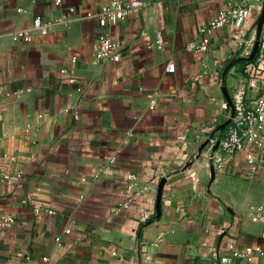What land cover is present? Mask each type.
Returning <instances> with one entry per match:
<instances>
[{
  "label": "crops",
  "instance_id": "1",
  "mask_svg": "<svg viewBox=\"0 0 264 264\" xmlns=\"http://www.w3.org/2000/svg\"><path fill=\"white\" fill-rule=\"evenodd\" d=\"M137 1L100 27L108 0H0V264H220L231 243L263 245L264 172L217 160L246 68H264V0L243 46L203 32L225 0ZM102 30L119 63L96 59Z\"/></svg>",
  "mask_w": 264,
  "mask_h": 264
},
{
  "label": "built area",
  "instance_id": "2",
  "mask_svg": "<svg viewBox=\"0 0 264 264\" xmlns=\"http://www.w3.org/2000/svg\"><path fill=\"white\" fill-rule=\"evenodd\" d=\"M62 0H57L61 2ZM228 2L226 9L219 12L210 25L203 29V32L211 35L223 27H233L236 29V39L239 46L245 44V31L243 25L251 16L253 9L261 0H225ZM141 2L137 0H108L96 15V21L100 27H112L128 19L131 12L141 7ZM22 11V9H20ZM54 25L52 22H44L40 17L34 20L35 30L46 34ZM14 41H30L31 36L28 31H18L12 35ZM263 45V42H261ZM209 45V39L203 40L199 45L191 44V48L205 51ZM95 57L100 62L119 63L121 53L119 45L114 41L109 32L102 30L97 34ZM73 62H77L73 59ZM169 72H175V66H168ZM244 89L238 99L232 103L224 121L218 126L220 133L221 154L217 160L222 167L225 157L242 156L245 162L244 178L249 182L257 181L260 173L264 172V68L251 65L246 68L242 76ZM78 118V116H76ZM104 172L113 174L114 171L107 167ZM7 180L13 177H4ZM27 203V201H23ZM125 203L124 207H128ZM54 214V211H50ZM254 214L264 219V208L255 210ZM149 219V215H143L142 221ZM1 224L10 227L13 224L11 216L1 218ZM66 234L70 233L67 229ZM263 245H247L244 248L231 243L228 245V254L220 259V264H242L253 263L258 258H264V235ZM60 239L57 238V241ZM47 261V258H44Z\"/></svg>",
  "mask_w": 264,
  "mask_h": 264
},
{
  "label": "water",
  "instance_id": "3",
  "mask_svg": "<svg viewBox=\"0 0 264 264\" xmlns=\"http://www.w3.org/2000/svg\"><path fill=\"white\" fill-rule=\"evenodd\" d=\"M259 43H260V41H259Z\"/></svg>",
  "mask_w": 264,
  "mask_h": 264
}]
</instances>
